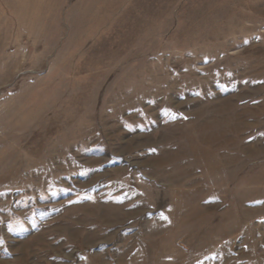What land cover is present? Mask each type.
<instances>
[{
  "label": "rangeland",
  "instance_id": "rangeland-1",
  "mask_svg": "<svg viewBox=\"0 0 264 264\" xmlns=\"http://www.w3.org/2000/svg\"><path fill=\"white\" fill-rule=\"evenodd\" d=\"M0 264H264V0H0Z\"/></svg>",
  "mask_w": 264,
  "mask_h": 264
}]
</instances>
